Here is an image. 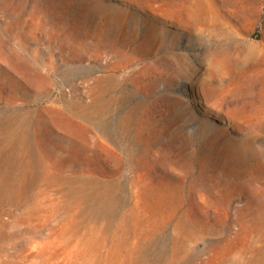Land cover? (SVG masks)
<instances>
[{"label": "rangeland", "instance_id": "374dc122", "mask_svg": "<svg viewBox=\"0 0 264 264\" xmlns=\"http://www.w3.org/2000/svg\"><path fill=\"white\" fill-rule=\"evenodd\" d=\"M260 251L264 0H0V264Z\"/></svg>", "mask_w": 264, "mask_h": 264}, {"label": "bare ground", "instance_id": "6f19581e", "mask_svg": "<svg viewBox=\"0 0 264 264\" xmlns=\"http://www.w3.org/2000/svg\"><path fill=\"white\" fill-rule=\"evenodd\" d=\"M188 231H190V229ZM263 257H264V251H260L256 256L253 257L252 261L242 262L241 258L239 257V260L235 264H244V263L245 264H264V261L262 260Z\"/></svg>", "mask_w": 264, "mask_h": 264}]
</instances>
